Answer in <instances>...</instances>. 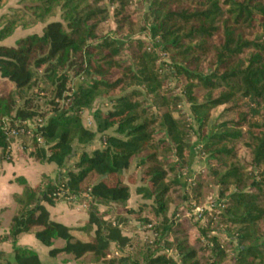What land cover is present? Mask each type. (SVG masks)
Listing matches in <instances>:
<instances>
[{"label": "trees", "instance_id": "trees-1", "mask_svg": "<svg viewBox=\"0 0 264 264\" xmlns=\"http://www.w3.org/2000/svg\"><path fill=\"white\" fill-rule=\"evenodd\" d=\"M18 3L0 17V41L18 28H43L0 46V164L10 163V148L21 144L59 172L36 187L15 180L23 191L8 232L0 234V243L12 246L0 264H44L18 246L23 234L52 259L264 264V0ZM111 22L114 30L105 32ZM99 98L111 109L93 113L94 130H88L80 115ZM38 120L31 137L6 134ZM98 136L101 148L86 150ZM193 153L205 166L190 177ZM132 168L141 170L139 193L151 204L127 213L146 225L157 220L153 239L138 249L124 233L127 220L107 219L98 209L126 205L125 175ZM92 176L97 181L85 185ZM75 199L87 206L83 228L51 219L48 207ZM88 232L90 239L81 237Z\"/></svg>", "mask_w": 264, "mask_h": 264}, {"label": "rangeland", "instance_id": "rangeland-1", "mask_svg": "<svg viewBox=\"0 0 264 264\" xmlns=\"http://www.w3.org/2000/svg\"><path fill=\"white\" fill-rule=\"evenodd\" d=\"M18 6H20L18 3V0H7V2H5L1 6L0 10H2V12H4L5 14H9L11 13L10 8H17ZM57 19H59V17ZM42 28H43V25L41 24L31 27L26 30L22 28H18L14 32V34L8 38L9 43L14 44V42L19 40L20 38H24L28 35H33V34L40 35L42 32ZM114 28H115V25L113 22H111L108 24V26L104 27V31L108 32L109 30L110 31L114 30ZM110 109H111V106L108 104L107 99H103V98L97 99L96 102L94 103L92 111H85L81 113L80 117H81L83 126L86 127L88 130H94L95 121H94L93 113H95L96 111L105 112ZM182 109L186 114H188V116H191L190 106L188 104H184L182 106ZM222 111H223V108H219L213 111L212 113L213 119L211 122H214L220 116ZM100 138L101 137L98 136L95 142L91 146L87 147L86 150L93 151V150L101 148L102 142ZM196 142H197L196 138H193L192 143L194 144ZM16 150H19L20 152L24 151L25 153L27 152L29 153V151H25L23 149V146L21 144H14V147H12V155L16 152ZM13 156H15V154ZM191 158H192V162L190 165V171L188 173V176L190 177H192L196 172H198L205 166V159L203 157H200L193 153ZM74 162H75V159H71L68 162L67 166L68 167L72 166ZM96 181H97V177L92 176L86 181L85 185L89 184L88 186H92ZM125 183L128 185L130 189V198L127 201L125 206H122V205L121 206L120 205L119 206H115V205L103 206L101 205V206H98L99 207L98 209L101 213L107 214V219H115L117 217H120L122 219L127 220V224L125 225V229H124L125 235L134 240V243L137 246V249L143 248L148 241L153 239V227L152 226H155L157 224V220L152 217V225H146V224L135 221L133 217L127 213V210L139 211L141 209L142 204H147V205L151 204L150 201H145L142 198V195L139 193V189L144 186V183L142 181L141 170L132 168L129 172H127L125 175ZM80 202L82 206L85 205L84 207L87 212V206L85 202L81 199H80ZM211 206H212V199H209L206 202L204 207L205 209L210 210ZM148 212L149 210H145L143 217L147 216ZM199 212H200V209H197L194 212V214L197 215ZM92 235L93 233H89V234L83 233L81 237L84 239H88V238L90 239ZM63 245H64V242L59 241L56 246L58 247V246H63ZM38 252H39V255L42 257L44 264H94V261L91 258H86V259H81L80 261H75L72 259V257H67L69 258L68 260L66 257L62 255L57 258L52 259L48 256L46 251L39 249ZM123 254H126V253L124 252ZM166 254L169 257L176 258V254L173 251L166 252ZM117 255L118 254L115 252V250H113L112 256L116 257Z\"/></svg>", "mask_w": 264, "mask_h": 264}, {"label": "crops", "instance_id": "crops-1", "mask_svg": "<svg viewBox=\"0 0 264 264\" xmlns=\"http://www.w3.org/2000/svg\"><path fill=\"white\" fill-rule=\"evenodd\" d=\"M3 14L5 13L0 10V16ZM14 45L15 42L14 44H10L8 39L0 41V46L12 47ZM14 154L15 156H13ZM14 154L12 155L11 150L12 161L10 163L3 162L0 164V234L8 232L11 219L17 210L15 197L20 195L23 191V188L17 184L15 180L22 177L31 187H36L44 177L53 181L59 172L55 164L35 161L24 151L20 152L16 150ZM84 206H82L80 199H75L72 203L62 202L54 207H48V211L53 221L76 230L83 228L88 220V215ZM57 244L58 242L56 245ZM18 246L30 249L38 255L39 249L46 251L47 254L49 251L47 248L43 247L34 236L29 234H23L18 237ZM11 252V244L0 243V254L9 256ZM64 257L67 258L69 256ZM40 258L43 261L41 256ZM67 259L69 260V258Z\"/></svg>", "mask_w": 264, "mask_h": 264}, {"label": "built area", "instance_id": "built-area-1", "mask_svg": "<svg viewBox=\"0 0 264 264\" xmlns=\"http://www.w3.org/2000/svg\"><path fill=\"white\" fill-rule=\"evenodd\" d=\"M40 123H41V120H38L37 123L28 122L27 123V128L20 127V128H16V129H11V130H8L6 134L9 137L14 138V139H18V138L23 137V136L31 137V136H33L34 129ZM37 140H38L39 143L42 142L41 138H38ZM12 147L10 148V150H12Z\"/></svg>", "mask_w": 264, "mask_h": 264}, {"label": "water", "instance_id": "water-1", "mask_svg": "<svg viewBox=\"0 0 264 264\" xmlns=\"http://www.w3.org/2000/svg\"><path fill=\"white\" fill-rule=\"evenodd\" d=\"M46 151L49 152V148H46ZM50 156V154H48Z\"/></svg>", "mask_w": 264, "mask_h": 264}]
</instances>
